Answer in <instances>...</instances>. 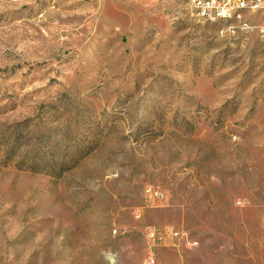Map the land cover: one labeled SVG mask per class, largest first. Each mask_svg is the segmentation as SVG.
<instances>
[{"label":"rangeland","instance_id":"obj_1","mask_svg":"<svg viewBox=\"0 0 264 264\" xmlns=\"http://www.w3.org/2000/svg\"><path fill=\"white\" fill-rule=\"evenodd\" d=\"M227 25L0 0V264H264V39ZM168 227L196 245L151 247Z\"/></svg>","mask_w":264,"mask_h":264},{"label":"built area","instance_id":"obj_2","mask_svg":"<svg viewBox=\"0 0 264 264\" xmlns=\"http://www.w3.org/2000/svg\"><path fill=\"white\" fill-rule=\"evenodd\" d=\"M189 8L192 17L200 22L212 23L217 16H236V23L231 27H222L221 35L237 37L240 34L256 31L264 39V24L253 26L246 18V14L251 12H264V0L261 3H252L251 0H189ZM145 195L149 205H154L165 199V194L159 187H147ZM136 217L139 219L140 213ZM116 232L114 231V233ZM146 237L151 247L163 244L166 237L174 239L177 248L182 245L188 247L196 245V242L187 233L178 231L174 227H168L164 231L149 228ZM141 264H158V260L155 254L150 252Z\"/></svg>","mask_w":264,"mask_h":264},{"label":"bare ground","instance_id":"obj_3","mask_svg":"<svg viewBox=\"0 0 264 264\" xmlns=\"http://www.w3.org/2000/svg\"><path fill=\"white\" fill-rule=\"evenodd\" d=\"M252 3H261L262 0H251ZM228 23L226 27H231L236 23V16H217L212 23ZM230 23V24H229Z\"/></svg>","mask_w":264,"mask_h":264}]
</instances>
